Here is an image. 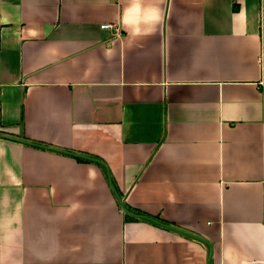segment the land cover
I'll return each instance as SVG.
<instances>
[{
  "label": "crops",
  "instance_id": "1",
  "mask_svg": "<svg viewBox=\"0 0 264 264\" xmlns=\"http://www.w3.org/2000/svg\"><path fill=\"white\" fill-rule=\"evenodd\" d=\"M0 264H264V0H0Z\"/></svg>",
  "mask_w": 264,
  "mask_h": 264
},
{
  "label": "water",
  "instance_id": "2",
  "mask_svg": "<svg viewBox=\"0 0 264 264\" xmlns=\"http://www.w3.org/2000/svg\"><path fill=\"white\" fill-rule=\"evenodd\" d=\"M8 136H9V135H8ZM9 137H13V136H9ZM13 138H14V137H13ZM52 148H53V147H52ZM111 184H112L113 189H114L115 192H116V195H117V197H118V199H119V201H120V203H121L122 208H123L127 213L132 214V215H137V216H142V217L151 218V219L154 220V221L161 222L160 220H158V219H156V218H153V217H150V216H148V215H145V214H138V213H135V212L131 211V210L125 205V202H124L122 196L120 195V193L117 191L115 185H114L112 182H111ZM169 226L172 227V228H175V229L181 230V231H183V232H185V233H188V234H190V235H193V236H195V237H197V238H199V239H202V240L206 241V239H205L204 237H201L200 235H197V234L192 233V232H189V231H185V230L180 229V228H178V227H176V226H174V225H169Z\"/></svg>",
  "mask_w": 264,
  "mask_h": 264
},
{
  "label": "built area",
  "instance_id": "3",
  "mask_svg": "<svg viewBox=\"0 0 264 264\" xmlns=\"http://www.w3.org/2000/svg\"><path fill=\"white\" fill-rule=\"evenodd\" d=\"M101 26L104 28H114L115 27L117 29L114 23H109V22L102 23Z\"/></svg>",
  "mask_w": 264,
  "mask_h": 264
},
{
  "label": "trees",
  "instance_id": "4",
  "mask_svg": "<svg viewBox=\"0 0 264 264\" xmlns=\"http://www.w3.org/2000/svg\"><path fill=\"white\" fill-rule=\"evenodd\" d=\"M81 159H83V158H81ZM117 189V188H116ZM117 191L121 194V192L117 189ZM125 205L130 209L131 207L127 204V203H125ZM158 218V217H157Z\"/></svg>",
  "mask_w": 264,
  "mask_h": 264
}]
</instances>
